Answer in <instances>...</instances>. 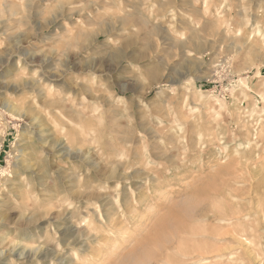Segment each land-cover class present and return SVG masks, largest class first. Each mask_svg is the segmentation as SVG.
<instances>
[{
    "label": "rangeland",
    "instance_id": "374dc122",
    "mask_svg": "<svg viewBox=\"0 0 264 264\" xmlns=\"http://www.w3.org/2000/svg\"><path fill=\"white\" fill-rule=\"evenodd\" d=\"M0 264H264V0H0Z\"/></svg>",
    "mask_w": 264,
    "mask_h": 264
},
{
    "label": "bare ground",
    "instance_id": "6f19581e",
    "mask_svg": "<svg viewBox=\"0 0 264 264\" xmlns=\"http://www.w3.org/2000/svg\"><path fill=\"white\" fill-rule=\"evenodd\" d=\"M26 84L27 85H31L32 87H34V85H35L34 82H31L30 83L29 81ZM38 140H39V143H42L41 142V137H38ZM29 144H31V142H27V145H29ZM41 145H43V144H41ZM42 148L47 149V151L49 153L48 156L54 155L56 153L54 150L48 149V147L46 145L45 146H42ZM56 148L58 150L59 149L65 150V146L64 145H61V144H58L56 146ZM33 152H31L32 155H33ZM24 154H25V152H24L23 149H18V152L16 153V156H15L16 157V162H15V169H14L13 175L11 177H9L8 179H6V187H7L6 189H7V192L9 194L15 195L17 198H21V196L16 193L17 192L16 189L18 187L21 188L23 186V184L25 183L26 179L28 180V178H30L28 172L33 167L32 163H29L28 165L25 164V162H24L25 161V158L23 159ZM27 155H28V152H27ZM24 254H25L24 252H22L21 254H19V258H21L22 256H24Z\"/></svg>",
    "mask_w": 264,
    "mask_h": 264
}]
</instances>
